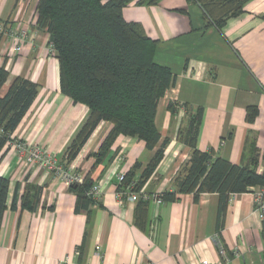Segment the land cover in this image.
I'll use <instances>...</instances> for the list:
<instances>
[{
    "label": "crops",
    "instance_id": "0c3cea01",
    "mask_svg": "<svg viewBox=\"0 0 264 264\" xmlns=\"http://www.w3.org/2000/svg\"><path fill=\"white\" fill-rule=\"evenodd\" d=\"M38 2L0 0V23L28 32L20 52L15 47L21 43L0 32V67L9 72L0 98L17 78L36 83L38 95L13 139L38 145L63 161L89 109L61 92L50 35L37 25ZM137 2L123 9V18L143 27L157 43L155 63L174 76L158 106L159 146L150 151L143 141L120 136L96 164L95 154L110 130V124L102 123L70 166L101 184L103 194L89 209L76 212L77 197L69 185L39 166L21 163L12 144L6 145L0 176L11 187L0 229V264H264L256 187L230 195L224 211L218 193L152 201L145 229L135 224L136 202L120 200L116 193L119 174L138 163V181L166 139L165 157L140 193L176 192L175 179L191 157L180 133L190 129L199 108L197 149L264 173V0H251L221 29L193 0ZM249 108L257 109L253 122L247 120ZM17 188V206L11 209ZM33 188L39 191L35 208H23L22 197L27 190L37 192ZM216 238L229 261L219 254ZM98 245L100 257L95 254Z\"/></svg>",
    "mask_w": 264,
    "mask_h": 264
},
{
    "label": "trees",
    "instance_id": "16d2710c",
    "mask_svg": "<svg viewBox=\"0 0 264 264\" xmlns=\"http://www.w3.org/2000/svg\"><path fill=\"white\" fill-rule=\"evenodd\" d=\"M134 0H39L37 25L46 29L50 44L56 51L62 94L75 104L89 109V116L69 145L61 163L69 167L102 123L110 130L98 151L100 163L120 136L137 138L153 151L159 146L161 133L156 118L160 100L174 80L172 72L154 61L157 43L151 40L138 23L126 22L123 9ZM158 0H138L139 5H154ZM204 11L210 22L221 29L227 20L243 13L251 0H193ZM9 72L0 67V91ZM38 95V85L17 78L3 98H0V156L5 146L15 141L13 135L32 108ZM168 109L173 108L169 102ZM202 108L191 118L190 129L180 133L181 140L191 148L189 161L181 168L176 179V192L159 194L163 202H172L181 194H193L197 199L203 193H218L221 211L229 196L244 193L251 187H264V173L259 174L249 165H233L221 158L199 151L196 147ZM257 116L256 108H249L248 122ZM169 140L155 152L138 181L135 180L140 164L125 175V184L118 191L140 193L154 175L165 157ZM10 180L0 176V229L9 208ZM94 186L89 177L83 184H73L76 194L75 211L89 209L96 204L87 193ZM35 189V188H33ZM35 191H37L35 189ZM39 191L28 190L22 197V207L34 209ZM127 196L124 197V200ZM18 188L11 209H15ZM152 200L138 199L135 224L145 229L148 225Z\"/></svg>",
    "mask_w": 264,
    "mask_h": 264
},
{
    "label": "built area",
    "instance_id": "2783aa9c",
    "mask_svg": "<svg viewBox=\"0 0 264 264\" xmlns=\"http://www.w3.org/2000/svg\"><path fill=\"white\" fill-rule=\"evenodd\" d=\"M0 32H6L8 35L18 42L21 45H17L15 47V51H22V43L28 39V32L24 29H12L6 28L3 23H0ZM49 52L51 55L55 56L56 51L53 44H49ZM12 146L19 158L21 163L26 165H36L41 167L42 169L46 170L54 174L55 176L59 177L64 183L71 186L73 184H83L84 178L83 176L74 168L73 166L65 167L61 161L48 150L38 146L25 143L20 140H15L12 142ZM125 175L124 173L119 174L117 180V187L116 193L117 197L120 200H124V197L127 196V199L130 202H137L139 197L144 198L145 200H152L158 204L162 203V199L159 194L154 195H146L141 193H135L132 190L136 182H132L126 189V191H118L119 187H123L125 184ZM136 181V180H134ZM101 184H95L87 193L89 196L93 197L96 201H100V197L103 194ZM126 199V200H127ZM254 203L255 209L258 214V218L261 223L264 225V187H257L254 189ZM216 244L219 249V254L225 261H229V257L227 256L226 250L224 249L222 243L218 238L215 239ZM102 248L101 246H96L95 254L97 256H101ZM207 264V263H204Z\"/></svg>",
    "mask_w": 264,
    "mask_h": 264
}]
</instances>
